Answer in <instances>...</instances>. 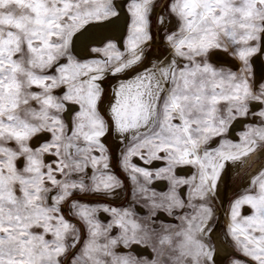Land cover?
I'll list each match as a JSON object with an SVG mask.
<instances>
[{"label": "snow or ice", "instance_id": "1", "mask_svg": "<svg viewBox=\"0 0 264 264\" xmlns=\"http://www.w3.org/2000/svg\"><path fill=\"white\" fill-rule=\"evenodd\" d=\"M260 56L264 0H0V264H264Z\"/></svg>", "mask_w": 264, "mask_h": 264}, {"label": "rangeland", "instance_id": "2", "mask_svg": "<svg viewBox=\"0 0 264 264\" xmlns=\"http://www.w3.org/2000/svg\"><path fill=\"white\" fill-rule=\"evenodd\" d=\"M154 31H155V29H154ZM156 40H159V42H160V36L159 35L155 36V41ZM150 53H151L150 55L152 57H155V56H157L156 54H165L166 55L167 51L163 49V45L160 42V44H158V45H156L155 43L152 44ZM262 59L264 61V56H262ZM113 166L115 169V160H113ZM256 167H257V163H251V167L248 168V171H253ZM115 171H116L117 175L120 177V179L123 181L125 187H124L123 191L120 192L118 197H110V198H108V201H106V202L110 201L111 205L113 207H116V208L131 207L133 210L138 211L139 208L142 207V205L136 203L137 198H136V195H134L135 188H134L133 182L128 178L127 174L124 173L122 170L115 169ZM234 179H235V177H234ZM154 186L156 187L157 191L163 190V187H164V185L158 186L157 184H155V182H154ZM222 190H223V187H222ZM233 191H234V187L230 183L227 191H225L227 193V195L224 199L225 202H226V199L232 195ZM217 203L219 204V203H221V201H217ZM226 217H227L226 214H219V221H218V225H217V236L219 237V240L223 242L222 243L223 245L228 243V241L224 240V236H223V229H224V226L227 222ZM106 218H107V214H103L101 216V219H104L105 222H106Z\"/></svg>", "mask_w": 264, "mask_h": 264}, {"label": "bare ground", "instance_id": "3", "mask_svg": "<svg viewBox=\"0 0 264 264\" xmlns=\"http://www.w3.org/2000/svg\"><path fill=\"white\" fill-rule=\"evenodd\" d=\"M155 44L156 45L160 44L159 40H156ZM156 55L157 56H163L165 54H156ZM220 56L223 59L227 58V54L226 53H221ZM253 59L255 61L254 64H253L254 71L264 72V61L262 59V56H260L259 58L254 57ZM155 184H157L158 186H162L163 185L162 182H155ZM226 195H227V193L224 190H222V198H221L222 201H224ZM226 219H227V217H226ZM218 247L220 248L221 254H223L224 245L222 243H220V244H218Z\"/></svg>", "mask_w": 264, "mask_h": 264}]
</instances>
